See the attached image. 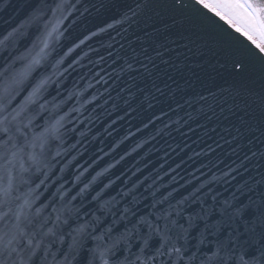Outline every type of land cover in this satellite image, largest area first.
Returning <instances> with one entry per match:
<instances>
[{
    "label": "clouds",
    "instance_id": "9594fccd",
    "mask_svg": "<svg viewBox=\"0 0 264 264\" xmlns=\"http://www.w3.org/2000/svg\"><path fill=\"white\" fill-rule=\"evenodd\" d=\"M181 2L0 0V264H264V71L174 79Z\"/></svg>",
    "mask_w": 264,
    "mask_h": 264
},
{
    "label": "water",
    "instance_id": "95a60500",
    "mask_svg": "<svg viewBox=\"0 0 264 264\" xmlns=\"http://www.w3.org/2000/svg\"><path fill=\"white\" fill-rule=\"evenodd\" d=\"M174 15L169 20L183 17V22L165 35L173 36V52L182 55L176 60V78L180 82L187 79L190 83L206 85L218 89L233 82L237 86L246 85L264 71V54L259 53L246 38L236 33L224 21L219 20L209 10L204 9L197 0H182L175 6ZM163 39V37H158ZM237 98L217 92L216 103L212 104L217 113L227 114L230 105ZM227 120L221 116V123L236 124L244 112L232 110ZM247 118V117H245ZM261 119L257 116V120ZM219 131V129H217ZM193 135V138L195 134ZM248 214L246 213V218ZM86 256V253H85Z\"/></svg>",
    "mask_w": 264,
    "mask_h": 264
},
{
    "label": "snow or ice",
    "instance_id": "6c2138e0",
    "mask_svg": "<svg viewBox=\"0 0 264 264\" xmlns=\"http://www.w3.org/2000/svg\"><path fill=\"white\" fill-rule=\"evenodd\" d=\"M197 3L246 38L259 53L264 54V22L259 27L253 23L252 5L242 0H197Z\"/></svg>",
    "mask_w": 264,
    "mask_h": 264
}]
</instances>
